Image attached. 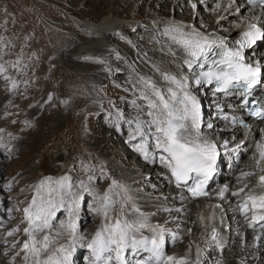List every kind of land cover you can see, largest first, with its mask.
<instances>
[{
	"label": "bare ground",
	"instance_id": "obj_1",
	"mask_svg": "<svg viewBox=\"0 0 264 264\" xmlns=\"http://www.w3.org/2000/svg\"><path fill=\"white\" fill-rule=\"evenodd\" d=\"M58 2L74 20L59 22L64 23L68 30L65 29L66 26L61 28L54 22L49 23L47 34L38 39L35 47L50 64L49 69H57L55 64L57 60L72 70L71 84L58 79L53 81L48 89L49 97H52L55 106L54 110L58 113L52 122L62 124L64 113L70 118L76 115L74 126L69 125L61 136L64 145L57 156L52 158V165L58 169L54 180L68 176L73 191L79 190V181H87V176L91 174L73 177L71 167L79 164V161L81 166L90 162L96 171L94 178L100 181V184L95 185L94 180L91 187L103 194L111 180H117L130 190L134 202L141 211L155 213L149 216L151 224H159L170 230L166 232L165 240L171 233L187 237L186 248L171 251L168 255L182 257L188 254L194 259L199 245L202 249V264H217V261L219 264H264V238L260 242V247H253V237L258 233L248 227V221L240 214L238 208L245 193H241L239 197L231 195L244 185H248L245 192L250 189H255L257 193L260 191L256 187L258 177L262 174L256 167L258 158L256 145L264 141L263 124L253 123L255 135L251 136L246 131L240 132L239 127L233 126L230 122L232 117L237 121L238 117L243 116L241 111L244 108L240 107V103L245 97L241 93L223 96L201 94V86L191 84V90L201 102L202 112L206 113L202 131L208 139L217 144L220 151L216 172L209 181V195L196 201L191 200L184 189L175 186L168 169L160 162L151 138L148 150L155 155V160H145L134 149L139 138L130 140V126L127 123L138 114L137 107L132 104L133 100L136 101V105L147 110L146 102L138 99L143 87L139 82L140 76L153 81L158 88L166 90L170 85L156 72V67L178 78L182 74L179 66L183 64V60L171 54L167 46V37L162 34L169 23L194 25L206 34L214 33L215 36L233 43L238 39L240 31L235 25L241 24L243 27L247 20L235 23L236 9L233 4L231 8L225 10L229 0H217V3L212 0H194L198 3L195 12L187 0H58ZM217 4L220 5L218 11ZM40 18L44 23L47 21L45 16ZM56 32H62L64 35L59 38ZM246 57L252 61L263 62L264 41L251 48ZM183 73L191 77L187 68L183 69ZM61 88H65L66 91L62 92ZM76 96L83 100L79 102ZM247 96L257 99L261 107H264V82L252 89ZM217 106L223 109L222 114L218 113ZM119 113H123V119L119 118ZM98 117L102 118V123L97 126L92 119ZM142 118L147 119L146 116ZM208 123L212 124V128L207 127ZM124 130L127 131L126 135L121 133L116 136ZM225 141L228 142L227 149L222 147ZM241 141H243L241 146L236 148ZM50 142L56 144L59 139L53 137V142L51 140ZM73 155L77 157L75 162L72 160ZM235 159L237 162H234ZM261 166H264V162H261ZM245 172H252L255 175L243 177L241 173ZM52 175L49 173L44 177ZM225 185L228 191L221 200L218 193ZM181 196L185 197L183 202ZM216 205L220 207L217 208ZM165 208L171 211H164ZM177 209L180 211H176ZM80 213L84 215L83 223L89 221L93 215L87 211L86 206ZM64 214L67 219V213ZM95 221L93 226H86L83 232L78 233V236H83L84 239L77 242L72 264H89L90 252L81 245H86L100 228L102 220L97 216ZM213 224L220 229L223 238L222 249L205 245ZM144 234L151 235L147 231ZM28 239L25 235L23 242ZM12 240V238L3 240L0 251L9 247L13 243ZM67 242V236L57 241L58 244ZM227 249H230V254H227ZM212 254L216 256L213 257ZM24 255L25 252H22L19 258H14L15 264H25ZM146 255L147 253H140L141 258ZM125 257L130 261L134 259L131 250L126 251ZM28 264H31V261Z\"/></svg>",
	"mask_w": 264,
	"mask_h": 264
},
{
	"label": "snow or ice",
	"instance_id": "obj_2",
	"mask_svg": "<svg viewBox=\"0 0 264 264\" xmlns=\"http://www.w3.org/2000/svg\"><path fill=\"white\" fill-rule=\"evenodd\" d=\"M187 3L193 12L197 10V2L187 0ZM234 3L235 0H229L225 10L231 8ZM247 3L254 14L243 27L241 24L235 25L240 31L238 39L233 43L215 36L214 33L206 34L194 25L169 23L162 34L167 37V46L171 54L183 60V64L179 66L182 74L178 78L156 67V72L160 73L170 86L162 90L153 81L140 76L139 82L143 87L138 99L146 102L147 110L136 105L135 100L132 101L137 107L138 114L127 123L130 126V140L139 138L134 149L145 160H155V155L148 150L151 138L159 154V160L170 172L175 186L178 189H185L194 199L209 195L206 188L216 172L220 151L217 144L208 139L202 131L201 102L191 90V84L214 85L217 93L235 88L249 94L252 89L264 82V62L252 61L246 57L247 49L253 48L259 41H264V0H247ZM216 7L219 8L220 5L217 4ZM257 8L261 10L260 15L255 14ZM0 42H3L2 37ZM8 43L10 44V41ZM22 55L21 52L12 62H4L0 55V76L11 82L13 89L18 85L6 74L7 66L10 64L13 69L21 71ZM184 68L191 74V83L189 76L183 73ZM217 111L223 113L219 106ZM118 115L120 119L124 118L123 113ZM252 115L264 119V110H254ZM143 116L147 119H143ZM224 118L227 119L226 116ZM243 126L248 127L246 124ZM207 127L212 128V124L208 123ZM242 143L243 141L237 144L236 148ZM222 147L227 149L228 142L225 141ZM256 149L258 153L256 167L262 173L256 186L260 189L259 193L255 189L245 192L248 185H244L231 195L239 197L241 193H245L238 208L240 214L248 221V227L258 233L253 237V247L258 248L264 238V166H261V162H264V141L257 143ZM83 170L89 173L91 167L83 165ZM241 175L247 177L255 173L245 172ZM94 179V176L88 175L87 181L80 180L79 191H73L68 176H61L55 180L46 177L40 181L31 204L23 210L28 225L23 231L29 238L21 249L25 252L23 257L25 264L29 261L31 264H72L77 242L84 239L83 236H78L83 193L92 198V202L86 204L87 211L102 217L101 226L92 239L86 245H81L90 252L89 264H202V249L199 245L194 259L188 254L182 257L167 255L164 250L165 234L170 230L159 224L150 223L149 216L155 213L141 211L134 202L130 190L117 180L112 179L109 187L101 194L90 186ZM227 191V185L220 189L218 196L221 200L225 198ZM180 199L183 202L185 197L181 196ZM216 207L219 208L220 205ZM60 209H65L67 219L60 220L54 227L53 221L56 220V212ZM164 211L171 209L165 208ZM14 231L19 232L20 229ZM145 231L151 235H145ZM12 235L13 232H8V236ZM64 236L68 238L67 244H58V239ZM241 239L243 240V236ZM222 244L220 229L215 224L211 225L205 245L222 249ZM127 250H131L134 258L131 261L125 257ZM140 253L147 255L141 258Z\"/></svg>",
	"mask_w": 264,
	"mask_h": 264
},
{
	"label": "rangeland",
	"instance_id": "obj_3",
	"mask_svg": "<svg viewBox=\"0 0 264 264\" xmlns=\"http://www.w3.org/2000/svg\"><path fill=\"white\" fill-rule=\"evenodd\" d=\"M41 16H45L48 23H44ZM71 17L58 0H0V37L3 38V42H0V55L4 62H12L21 52L23 53L21 71L13 69L10 64L7 66L6 74L16 81L18 87L13 89L11 82L0 76V245L6 238L13 239L9 247L0 251V264H15V259L22 254L21 249L25 243L23 229L28 226L23 210L31 204L32 198L36 195V187L45 179V174H53L51 177L54 179V175L58 173V169L52 165V158L57 156L64 145L61 136L67 127H73L74 122L76 123L74 120L76 115L70 118L65 116L67 113L62 114V124L52 122L58 113L54 110L52 97L49 100L48 91L52 82L58 79L71 84L72 70L57 60H55L57 69H49L50 64L42 52H37L35 48L38 39L47 34L49 23L54 22L65 28L66 25L59 22L74 20ZM65 29L69 28L66 26ZM62 32H56L59 38L64 35ZM61 91L64 92L66 89L61 88ZM76 98L79 102L83 100L80 96ZM92 120L97 126L102 123L101 117ZM126 133L124 130L116 136ZM53 137L59 139V142L51 143ZM72 160L75 162L77 157L73 155ZM234 162H237V159ZM86 164L91 167L88 174L95 177L96 171L92 164L90 162ZM71 173V176L76 175L77 178L87 174L80 161L71 167ZM94 180L95 185L100 184L98 179ZM83 196L81 209L92 202L87 193H83ZM64 212L66 211L56 212L54 227L60 220H66ZM97 216L102 220L101 216L92 215L89 221L83 223L84 215L80 213L78 233L83 232L86 226H93ZM17 228L20 229L19 232L14 231ZM8 232H13V235L8 236ZM186 238L171 233L165 240V253L168 255L171 251L186 248L188 246ZM226 252L230 254V249ZM212 256L215 257L216 254ZM9 258L11 259L8 260Z\"/></svg>",
	"mask_w": 264,
	"mask_h": 264
}]
</instances>
